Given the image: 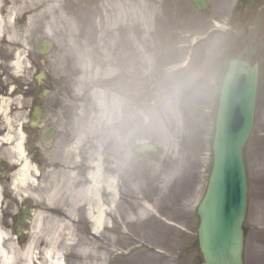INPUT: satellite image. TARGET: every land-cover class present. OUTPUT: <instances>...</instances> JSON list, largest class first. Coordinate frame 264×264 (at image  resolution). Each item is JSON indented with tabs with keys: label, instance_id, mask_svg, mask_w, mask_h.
<instances>
[{
	"label": "rangeland",
	"instance_id": "rangeland-1",
	"mask_svg": "<svg viewBox=\"0 0 264 264\" xmlns=\"http://www.w3.org/2000/svg\"><path fill=\"white\" fill-rule=\"evenodd\" d=\"M60 1L70 24L82 30L81 42L85 38L93 47H101L109 0ZM138 1L140 14L154 8L156 15L149 23L141 16L134 23L126 21L114 33L118 46L111 53L119 66L118 76L115 82L106 85L101 79L94 80L99 67L87 74L89 79L84 87L80 81L85 74L78 61L72 63L77 69L65 71L63 33L57 35V27H50L47 21L45 27L29 36L25 45H1L0 108L7 103L8 111L2 115L0 110V139L8 134L12 137L9 145L0 141V188L5 191V212L10 216L5 221L6 231L14 242L21 238L26 245L35 215L41 208H48L46 202L51 192L48 188L66 190L75 183L72 173H62L58 168L66 160L68 166L63 169H71L67 152L76 143L81 129L88 132V142L93 146L89 144L86 153L89 156L95 151L93 141L98 137L89 128L97 111L93 98L98 90L121 91L137 101L150 102L164 73L171 69L178 80L188 81L189 86L161 131L137 142L128 154L117 152L111 145L103 152L106 162L114 163L117 170L118 164L121 165L122 171L117 183L120 196L110 214L112 230L104 234L102 244L108 264H203L196 211L213 165L211 144L219 91L230 60L250 59L253 65L258 64L260 74L254 126L245 150L249 207L244 224V262L264 264V0H257L251 9L243 10L229 27L227 20H232L231 13L238 0H207L209 8L205 12H198L192 0ZM111 37H106L104 43H109ZM43 41L52 43L49 54L39 52ZM99 51L102 50L96 51L97 62L103 59ZM185 61L187 65L180 68ZM107 68L102 67L101 72ZM40 73L45 74V79L38 85L35 78ZM43 90L50 92L46 98L48 119L40 131L50 126L59 129L55 142L47 148L42 145L40 134L33 135L29 127L32 101ZM28 133V146L35 153L34 165L40 166L39 174L32 177L34 182L16 191L12 182L17 168L6 170L14 166L8 157ZM143 144L157 150L138 154L136 149ZM89 163L86 161L74 169L79 181L93 170L88 168ZM62 195L67 194L58 195L67 208L72 198H61ZM143 203L153 209L148 216L134 224H124L129 210ZM26 204L36 211L33 222L25 224V231L18 237L16 221ZM82 212L76 229L92 232L94 225ZM186 213L187 221H182ZM175 222L180 228L173 225ZM122 252L124 256H119Z\"/></svg>",
	"mask_w": 264,
	"mask_h": 264
},
{
	"label": "bare ground",
	"instance_id": "bare-ground-1",
	"mask_svg": "<svg viewBox=\"0 0 264 264\" xmlns=\"http://www.w3.org/2000/svg\"><path fill=\"white\" fill-rule=\"evenodd\" d=\"M127 1L128 3H124L123 0L108 1L107 26L102 28L101 41L103 44L100 45L101 47H93L85 38L84 42H81L82 33L70 24L71 20L69 21L64 12L60 0H0V45H25L29 36L39 28L45 27V21H47L50 27H57V35L63 33L61 48L64 47L62 60L67 64L65 71L73 72L77 69L72 63L78 61L80 68L85 73L87 68L99 67L97 75L105 74L104 84L115 82L114 68L119 66L113 60V53H111L118 46L114 33L122 28L126 21L134 23L141 16L145 22L149 23L150 18L156 15L154 8H149L147 12L142 11L140 14L137 9L140 7V2L138 0ZM108 36H112L110 42L104 43ZM98 50H102L99 52L103 59L97 62L96 51ZM18 65L21 66V63ZM102 67H108V69L102 73ZM175 69L177 70V68ZM6 104H1L2 115H7ZM81 130L77 134L76 143L67 152V160L71 159L72 161L71 169H63V166L67 167L68 165L65 164L66 160L62 159L64 162L59 170L62 173L67 171L69 174L72 173L75 183L66 190L48 188L51 191L46 202L48 208H41L35 215L26 245L22 244L21 238L18 243L14 242L10 233L2 227L4 221L0 218V264H108L107 253L102 243L105 238L104 234L110 233L112 230L110 214L117 202V197L120 196L117 183L121 178V165L118 164V171L114 163L109 165L106 162L103 155L106 146L101 150L97 140L93 141L94 147H96L95 151L88 156L87 146L89 144L90 147L93 146L91 142H88L90 140L88 132ZM11 140L12 137L8 134L3 136L0 141L3 145H9ZM11 152L8 158L14 166L10 169L17 168L12 187L17 191L22 187H27L30 182H34L32 177L39 174V171L23 148V140L15 144ZM76 157H79L80 160H75ZM86 161L90 162L88 168L93 170L89 175L86 174L85 179L79 181L73 171ZM61 193L67 194V196L62 195L61 198L69 196L72 198V203L67 208H64L58 198ZM5 197V191L3 190L2 193L0 188V208ZM134 208L129 210L124 224L139 222L153 210L149 204L145 203L138 208L134 205ZM82 210L84 211L83 217L89 219L94 225L92 232L90 230L82 231L85 228H81L79 231L76 229L82 220L78 217L83 214ZM8 217H10L8 213L4 212V220Z\"/></svg>",
	"mask_w": 264,
	"mask_h": 264
},
{
	"label": "water",
	"instance_id": "water-1",
	"mask_svg": "<svg viewBox=\"0 0 264 264\" xmlns=\"http://www.w3.org/2000/svg\"><path fill=\"white\" fill-rule=\"evenodd\" d=\"M193 1L198 9L207 8L206 0ZM257 87L258 67L231 61L218 113L214 169L199 210V243L205 264H243L247 202L243 153L252 129Z\"/></svg>",
	"mask_w": 264,
	"mask_h": 264
},
{
	"label": "clouds",
	"instance_id": "clouds-1",
	"mask_svg": "<svg viewBox=\"0 0 264 264\" xmlns=\"http://www.w3.org/2000/svg\"><path fill=\"white\" fill-rule=\"evenodd\" d=\"M188 86V81L178 80L170 69L150 102L137 101L121 91L100 89L94 94L97 111L89 130L98 137L101 150L111 145L117 152L128 154L137 142L161 131Z\"/></svg>",
	"mask_w": 264,
	"mask_h": 264
}]
</instances>
